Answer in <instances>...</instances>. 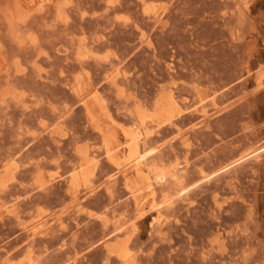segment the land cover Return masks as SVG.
<instances>
[{"label":"rangeland","instance_id":"374dc122","mask_svg":"<svg viewBox=\"0 0 264 264\" xmlns=\"http://www.w3.org/2000/svg\"><path fill=\"white\" fill-rule=\"evenodd\" d=\"M0 264H264V0H0Z\"/></svg>","mask_w":264,"mask_h":264},{"label":"bare ground","instance_id":"6f19581e","mask_svg":"<svg viewBox=\"0 0 264 264\" xmlns=\"http://www.w3.org/2000/svg\"><path fill=\"white\" fill-rule=\"evenodd\" d=\"M140 137H141V135L137 134L135 132L128 134V140L130 143V156L128 159L129 163L128 162L127 163H128V166H130L129 165L130 163H131V165L133 163V166L137 170L139 175H143L144 173H146V170L144 168V153L142 152V149H143V146L146 145V141L145 142L141 141ZM179 178H181V177H179ZM148 179H149V177H148ZM149 183H150V181H149ZM125 258H127L126 255H125Z\"/></svg>","mask_w":264,"mask_h":264}]
</instances>
